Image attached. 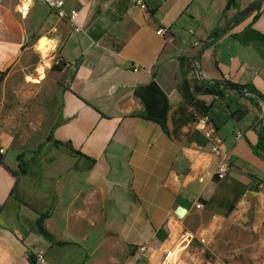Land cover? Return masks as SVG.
Here are the masks:
<instances>
[{
	"label": "crops",
	"instance_id": "0c3cea01",
	"mask_svg": "<svg viewBox=\"0 0 264 264\" xmlns=\"http://www.w3.org/2000/svg\"><path fill=\"white\" fill-rule=\"evenodd\" d=\"M145 1L143 9L130 0H64L67 14L78 13L70 23L42 0H0V77L39 55L47 38L41 48L66 80L53 135L81 153L57 180L55 200L48 185L13 175L20 153H10L14 137L5 131L16 124L0 117V264H31L30 251L44 252L47 264H165L178 251V264H192L185 243L193 231L251 215L264 222V159L253 149L263 110L212 88L226 80L264 96V1L199 60L239 0L225 12L227 0ZM213 143L230 158L221 180ZM41 214L54 241L37 232Z\"/></svg>",
	"mask_w": 264,
	"mask_h": 264
},
{
	"label": "rangeland",
	"instance_id": "374dc122",
	"mask_svg": "<svg viewBox=\"0 0 264 264\" xmlns=\"http://www.w3.org/2000/svg\"><path fill=\"white\" fill-rule=\"evenodd\" d=\"M254 2L239 0L235 15ZM41 41L37 42L39 55L31 54L26 61L1 74L0 91H6V96L0 97V104L4 103L0 117L3 121L6 118L15 120L13 124L16 125L5 131L14 137L11 154L12 151L23 153L28 160L39 146H43L39 157L48 162L55 154L54 149L45 143L59 116L66 80L62 63L57 57L49 56L48 51L45 54ZM255 160L263 164L261 159ZM247 218L246 224L232 220L218 225L217 229L208 226L202 233L197 230L188 234L185 244L192 255V264H264V222L259 227L255 225L253 215ZM177 252L172 258L173 264H178Z\"/></svg>",
	"mask_w": 264,
	"mask_h": 264
},
{
	"label": "trees",
	"instance_id": "16d2710c",
	"mask_svg": "<svg viewBox=\"0 0 264 264\" xmlns=\"http://www.w3.org/2000/svg\"><path fill=\"white\" fill-rule=\"evenodd\" d=\"M236 2L237 0H227V5L224 12L230 10L232 7H235ZM222 28L223 26L213 31L212 34L209 36L208 40L205 42L204 46L209 42L215 40L214 42H212L210 46L214 45V43L219 40L216 38L218 34L221 32ZM202 48L199 50V52L202 50ZM182 61L183 60H181V63ZM57 67L59 69V66ZM212 83H213L212 88L214 90V93L218 97L222 96L223 91L229 90L238 95L250 98L251 101L255 104V106L260 111L263 110L264 113V103L258 97L250 94V92H255L264 98V96L258 93L255 90V88L249 85L243 86V85L235 84L226 80H214ZM219 87L222 88L219 89ZM61 123H62V119H59V121L55 126ZM159 123L162 126V128L165 129V122L161 121ZM53 129H51L47 137L45 146L49 145L50 147H52L54 149L55 155L51 157L48 160V162H43L39 157V153L41 152L43 146H39L38 149L35 150V152H33L31 158H29L28 160L25 159V154L21 153L17 156L18 171L12 173L17 178L28 180L34 186L48 185L49 188L47 191L49 192V194L55 196L54 199L56 200L57 197L55 193V185L57 180L61 176L65 175L73 167L74 159L77 156H80L81 153L78 150H75L70 143H66V142L64 143L56 140L53 135ZM253 149L255 150L256 154H258L264 159V123H263L262 131H259V142L256 146L253 147ZM23 204L30 207V209L33 210V208L29 206L27 203L24 202ZM47 217H48L47 214L39 215L38 219L36 220V229L37 232L40 235H42L44 238L50 241H54L53 238L46 232L44 228V222L47 219ZM58 245H67V244L58 243ZM29 259L31 264H37L35 260V256L31 251L29 252Z\"/></svg>",
	"mask_w": 264,
	"mask_h": 264
},
{
	"label": "built area",
	"instance_id": "2783aa9c",
	"mask_svg": "<svg viewBox=\"0 0 264 264\" xmlns=\"http://www.w3.org/2000/svg\"><path fill=\"white\" fill-rule=\"evenodd\" d=\"M42 2L47 6L49 11L53 13L57 18L66 21V22H74L75 19L78 16V13L73 11L69 14H67L63 7H64V0H42ZM130 3L136 6H139L143 9L146 8V1L145 0H130ZM159 35L164 33V30L160 28L157 32ZM243 138L242 133L237 134V139ZM212 152L214 156L218 157L220 160L219 166L216 171V178L218 180H221L225 178V176L229 173L230 171V158L228 152L218 143H213L212 146ZM5 149L0 148V154H4ZM202 205L198 206V209H200ZM141 250L145 252L146 248L142 247ZM35 256V260L37 264H47V260L45 258V253L42 251H37L33 253ZM175 255V252H168L165 258V264H173L172 263V258ZM137 264H145L141 260H138Z\"/></svg>",
	"mask_w": 264,
	"mask_h": 264
},
{
	"label": "water",
	"instance_id": "95a60500",
	"mask_svg": "<svg viewBox=\"0 0 264 264\" xmlns=\"http://www.w3.org/2000/svg\"><path fill=\"white\" fill-rule=\"evenodd\" d=\"M264 0H258L255 1L253 4H251L248 8H246L245 10L239 12L238 14H236L231 20H229L222 28L221 32L218 34L216 39H220L222 38L226 32L236 23H238L241 19H243L245 16H247L248 14H250L253 10H255L256 8H258ZM215 40H213L212 42H214ZM212 42H209L208 44H206L202 50L198 53L197 56V60H199V58L201 57L202 53L208 48L210 47V45L212 44ZM251 95H254L256 97H258L263 103H264V98L261 97L260 95H258L255 92H250ZM263 123H264V113H263V118L260 124V129L259 131H262L263 128Z\"/></svg>",
	"mask_w": 264,
	"mask_h": 264
},
{
	"label": "bare ground",
	"instance_id": "6f19581e",
	"mask_svg": "<svg viewBox=\"0 0 264 264\" xmlns=\"http://www.w3.org/2000/svg\"><path fill=\"white\" fill-rule=\"evenodd\" d=\"M41 44H44V42H42ZM35 82H37V81H35Z\"/></svg>",
	"mask_w": 264,
	"mask_h": 264
}]
</instances>
